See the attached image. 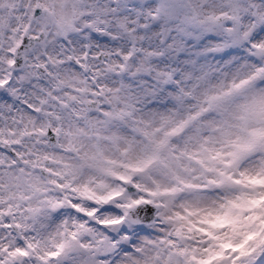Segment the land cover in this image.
Segmentation results:
<instances>
[{
	"label": "snow or ice",
	"instance_id": "6c2138e0",
	"mask_svg": "<svg viewBox=\"0 0 264 264\" xmlns=\"http://www.w3.org/2000/svg\"><path fill=\"white\" fill-rule=\"evenodd\" d=\"M0 264H264V0H0Z\"/></svg>",
	"mask_w": 264,
	"mask_h": 264
}]
</instances>
